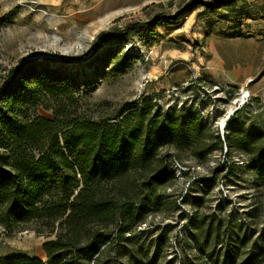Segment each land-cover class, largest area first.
Instances as JSON below:
<instances>
[{"label": "rangeland", "instance_id": "obj_1", "mask_svg": "<svg viewBox=\"0 0 264 264\" xmlns=\"http://www.w3.org/2000/svg\"><path fill=\"white\" fill-rule=\"evenodd\" d=\"M186 1L0 0V84L9 69L29 63L74 77L92 117L151 97L162 109L196 112L215 135L222 136L230 126L264 134V0H222L227 1L223 5L193 0L209 5L197 3L177 21L155 25L152 37L124 45V52L136 56L128 66L104 64L95 55L116 41L112 27L174 14ZM104 30L105 37L96 40ZM37 113L52 118L42 107ZM250 159L237 152L226 159L223 150L203 164L174 161L178 180L162 192L172 200L179 193L178 208L171 201L149 222L156 228L150 238L157 241L163 235L158 248L150 249L154 264H212L208 251L225 264L221 252L230 245L225 235L230 227L244 236L235 264H249L255 250L251 243L264 247V187L254 185L246 169ZM226 161L235 167L223 166ZM191 218L221 231L218 239L208 238L205 252L190 237ZM44 240L30 228L1 233L0 256L45 260ZM262 260L258 264H264V254Z\"/></svg>", "mask_w": 264, "mask_h": 264}, {"label": "trees", "instance_id": "obj_2", "mask_svg": "<svg viewBox=\"0 0 264 264\" xmlns=\"http://www.w3.org/2000/svg\"><path fill=\"white\" fill-rule=\"evenodd\" d=\"M197 3L209 5L188 0L174 14L112 27L116 41L95 55L104 64L128 66L136 56L123 51L127 42L152 37L155 25L177 21ZM107 33L99 32L96 40ZM2 78L0 235L33 229L46 237L42 243L46 258L0 256V264H154L150 249L158 248L163 235L157 241L150 238L156 228L149 222L171 201L178 208L180 194L172 200L162 192L178 180L174 161L203 164L215 151L224 150L226 159L237 152L251 158L246 169L257 189L264 187L261 132L230 126L222 136L215 135L198 121L196 112L162 109L151 97L92 117L83 106L80 84L58 69L39 70L21 63ZM38 107L50 110L52 118L40 116ZM235 165L226 161L223 166ZM187 223L201 252L206 251L208 238L221 236L218 226L202 227L201 219ZM236 232L234 227L226 231L230 245L221 252L225 264H235L240 254L244 236ZM251 245L255 250L248 263L258 264L264 247ZM206 255L219 264V255L213 251Z\"/></svg>", "mask_w": 264, "mask_h": 264}]
</instances>
